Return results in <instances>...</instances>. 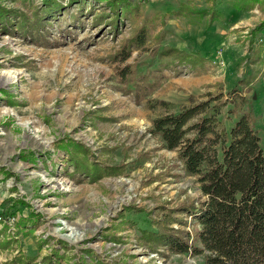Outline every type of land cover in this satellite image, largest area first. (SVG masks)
I'll list each match as a JSON object with an SVG mask.
<instances>
[{
  "label": "rangeland",
  "instance_id": "1",
  "mask_svg": "<svg viewBox=\"0 0 264 264\" xmlns=\"http://www.w3.org/2000/svg\"><path fill=\"white\" fill-rule=\"evenodd\" d=\"M1 1L30 22L36 13L46 20L33 33L0 27V212L16 211L15 221L0 219V264H22L14 259L27 256L44 264L52 253L53 264L85 256L88 264H202L203 254L164 255L141 240L143 230L157 231L161 207L205 199L178 150L151 132L163 111L149 105L162 99L179 110L226 94L264 68L255 51L264 27L253 32L264 23V0L249 1L247 9L236 7L238 0H118L116 9L111 0H57L51 12L45 0ZM142 24L144 47L119 55ZM166 48L198 63L163 59L158 51ZM126 65L136 71L128 82L119 70ZM10 71L21 73L2 79ZM153 73L152 90L136 99V82ZM255 80L249 95L264 148V72ZM225 111L231 127L235 116ZM69 138L110 170L77 171L58 146ZM183 216L189 224L175 227L198 228Z\"/></svg>",
  "mask_w": 264,
  "mask_h": 264
},
{
  "label": "trees",
  "instance_id": "2",
  "mask_svg": "<svg viewBox=\"0 0 264 264\" xmlns=\"http://www.w3.org/2000/svg\"><path fill=\"white\" fill-rule=\"evenodd\" d=\"M45 1L49 12L56 9L55 5H59L57 0ZM117 1L111 0L115 9L119 6ZM249 1L260 0H238L235 5L244 9ZM13 12L0 0V27L8 33H16L19 28L33 33L34 29L44 26L46 17L36 13V19L30 22L27 15L22 13L16 16ZM219 17L217 13L213 19ZM261 27H264V23L253 31L254 34L262 30ZM128 41L119 53L125 58L130 56L131 48L144 47L148 41L147 26L142 24ZM255 51L257 59L263 61L264 40ZM158 54L163 59L173 56L174 63H198L197 58L191 54L175 48L159 50ZM133 67L126 65L119 69L125 82L133 80L136 73ZM262 72V66L255 68L226 94H211L207 99L184 105L179 110H175L168 100L154 99L149 105L152 109L160 108L163 111L162 115L153 119L151 132L160 136L166 148L178 150L183 167L198 176L205 196L204 200L190 197L177 205L160 208L161 217L155 221L157 231L143 230L141 236V240L157 252L164 255L203 254L202 264H264V148L258 124L260 115L255 112L249 95L255 79ZM142 76L136 82V99L143 98L152 90L158 75L153 73ZM159 77L163 79L164 75ZM226 107L228 113L235 116L231 127L225 124L223 117L227 113ZM58 146L69 157L68 160L73 162L77 171L94 175V171L102 169L97 163L99 159L96 158V162L89 159L90 150L82 142L69 138ZM108 170L105 168L101 172ZM183 215L191 217L198 228L175 227L174 223L182 227L189 224ZM0 216L2 221L8 222L11 216H16V211L0 212ZM18 225L21 227L23 222L18 221ZM28 225V222L25 223L26 227ZM63 243L61 248L67 249V244ZM54 248L55 256L61 258L60 248ZM87 251L90 255L91 250ZM52 254L46 257L44 264H53ZM86 257L77 264H88ZM14 260L31 264L34 257H16ZM99 264L111 263L102 260Z\"/></svg>",
  "mask_w": 264,
  "mask_h": 264
},
{
  "label": "bare ground",
  "instance_id": "3",
  "mask_svg": "<svg viewBox=\"0 0 264 264\" xmlns=\"http://www.w3.org/2000/svg\"><path fill=\"white\" fill-rule=\"evenodd\" d=\"M21 71H10V72H6L5 75L2 76V79H9V78H14V77H18L20 75ZM74 237L77 236L76 233L72 234Z\"/></svg>",
  "mask_w": 264,
  "mask_h": 264
},
{
  "label": "built area",
  "instance_id": "4",
  "mask_svg": "<svg viewBox=\"0 0 264 264\" xmlns=\"http://www.w3.org/2000/svg\"><path fill=\"white\" fill-rule=\"evenodd\" d=\"M11 219H12L13 221H15L16 217H15V216H12Z\"/></svg>",
  "mask_w": 264,
  "mask_h": 264
}]
</instances>
